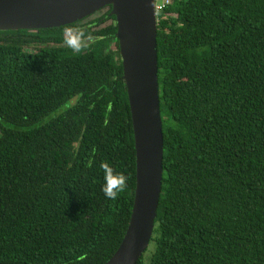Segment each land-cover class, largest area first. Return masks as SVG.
<instances>
[{"label": "trees", "instance_id": "16d2710c", "mask_svg": "<svg viewBox=\"0 0 264 264\" xmlns=\"http://www.w3.org/2000/svg\"><path fill=\"white\" fill-rule=\"evenodd\" d=\"M107 8L0 31V264H105L124 239L136 152ZM158 18L163 180L137 264H264V0H174ZM68 26L100 39L73 54ZM105 161L128 177L116 200Z\"/></svg>", "mask_w": 264, "mask_h": 264}, {"label": "water", "instance_id": "95a60500", "mask_svg": "<svg viewBox=\"0 0 264 264\" xmlns=\"http://www.w3.org/2000/svg\"><path fill=\"white\" fill-rule=\"evenodd\" d=\"M111 7L136 152V188L129 226L105 264H137L153 237L164 158L155 0H0V31H37L79 23Z\"/></svg>", "mask_w": 264, "mask_h": 264}, {"label": "clouds", "instance_id": "9594fccd", "mask_svg": "<svg viewBox=\"0 0 264 264\" xmlns=\"http://www.w3.org/2000/svg\"><path fill=\"white\" fill-rule=\"evenodd\" d=\"M99 39V37L93 36L82 28L68 26L64 29L63 43L73 54L82 53ZM89 167H91V162L89 163ZM100 167L104 172L102 192L107 199H118L119 194L127 188L128 177L124 173H116L107 161L102 162Z\"/></svg>", "mask_w": 264, "mask_h": 264}, {"label": "rangeland", "instance_id": "374dc122", "mask_svg": "<svg viewBox=\"0 0 264 264\" xmlns=\"http://www.w3.org/2000/svg\"><path fill=\"white\" fill-rule=\"evenodd\" d=\"M107 11H108V8H104L103 10L97 12L95 15L89 17V18H88L87 20H85L83 23H88L89 21H93V20H95V19H98V18L102 17L103 15H105V14L107 13ZM83 23H82V24H83ZM113 23H114L113 20H109V21H107L106 23H104L101 27L104 28V27L110 26V25L113 24ZM101 27H100V28H101ZM113 48H115V47H113ZM34 51H35V49H34ZM154 249H155V245H154V243H153V242H150L149 247H148V249H147V251H146V253H145V256H146V257H149V256L151 255V253L154 251Z\"/></svg>", "mask_w": 264, "mask_h": 264}, {"label": "built area", "instance_id": "2783aa9c", "mask_svg": "<svg viewBox=\"0 0 264 264\" xmlns=\"http://www.w3.org/2000/svg\"><path fill=\"white\" fill-rule=\"evenodd\" d=\"M174 0H155V12L157 17V23L159 21V14L166 9L168 6L172 5Z\"/></svg>", "mask_w": 264, "mask_h": 264}]
</instances>
